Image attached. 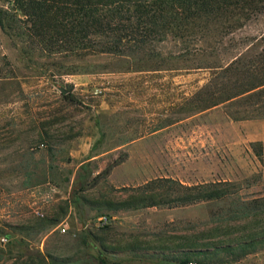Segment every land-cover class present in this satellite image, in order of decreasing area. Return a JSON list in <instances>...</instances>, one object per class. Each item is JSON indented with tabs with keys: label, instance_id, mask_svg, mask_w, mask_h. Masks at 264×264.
<instances>
[{
	"label": "rangeland",
	"instance_id": "obj_1",
	"mask_svg": "<svg viewBox=\"0 0 264 264\" xmlns=\"http://www.w3.org/2000/svg\"><path fill=\"white\" fill-rule=\"evenodd\" d=\"M2 10L0 211L16 195L27 220L0 217V264H38L45 255L94 256V264H264L263 147L236 133L264 126V94L223 103L264 80V12L189 28L178 33L184 40L166 32L131 57L81 58L74 46L69 54L48 34L38 37L14 0H0ZM211 184L227 196L177 201ZM251 240L259 242L218 249ZM148 252L157 258L141 256Z\"/></svg>",
	"mask_w": 264,
	"mask_h": 264
},
{
	"label": "trees",
	"instance_id": "obj_2",
	"mask_svg": "<svg viewBox=\"0 0 264 264\" xmlns=\"http://www.w3.org/2000/svg\"><path fill=\"white\" fill-rule=\"evenodd\" d=\"M14 3L19 5L32 23V29L38 33V37L43 38L46 37L44 34H48L46 39L49 42L70 47L67 51L69 54L75 52L72 48L74 46L77 49V56L81 58L90 55L131 57L133 53L143 50L147 45L163 41L166 32L175 31V35L184 40L186 36L178 33L189 28L206 30L209 24L219 22L225 17L233 18L239 15L250 17L264 12V0H14ZM0 13V25H4V21L8 19V12L2 10ZM4 78L0 70V80ZM259 81L233 96H228L223 103L245 95L264 94V80ZM63 96L71 103L81 104L70 92L63 93ZM257 156L263 161V148ZM125 160L126 156L110 164L94 179V184L100 177H108ZM172 183L186 191L197 190L196 187ZM225 196L227 190L221 188L219 184H211L205 187L203 192L179 197L177 201L183 203L211 201ZM142 203L155 204L152 197L142 198ZM55 224V222L41 224L39 229ZM257 242L259 241L251 240L218 249L245 250L254 247ZM36 257L39 260L38 264H94L96 259L94 256L88 259H64L53 255Z\"/></svg>",
	"mask_w": 264,
	"mask_h": 264
},
{
	"label": "crops",
	"instance_id": "obj_3",
	"mask_svg": "<svg viewBox=\"0 0 264 264\" xmlns=\"http://www.w3.org/2000/svg\"><path fill=\"white\" fill-rule=\"evenodd\" d=\"M236 133L239 134L240 136H247L246 140L248 143H255V142H261L262 147H263V162H264V126H257V127H246L245 129H236ZM243 140V137L241 138ZM240 143V142H239ZM18 198L19 196L14 195L13 198L11 199V206L7 207L3 210L0 211L1 218L7 219L8 222L18 220H27V215L24 214L23 212H20V210L16 209L15 206L18 203ZM16 225V224H14ZM156 252H148L146 254H141V256L145 257H150V256H156ZM122 256H126L127 252H123V254H120Z\"/></svg>",
	"mask_w": 264,
	"mask_h": 264
},
{
	"label": "built area",
	"instance_id": "obj_4",
	"mask_svg": "<svg viewBox=\"0 0 264 264\" xmlns=\"http://www.w3.org/2000/svg\"><path fill=\"white\" fill-rule=\"evenodd\" d=\"M36 214L39 216V217H44V214L42 213V212H40L39 210L36 212ZM103 220L102 221H104L103 223H106L107 222V218H102ZM68 230H69V228H68V226H64L63 228H62V232L63 233H66V232H68ZM3 241H6L5 239H3ZM189 264H194V263H189Z\"/></svg>",
	"mask_w": 264,
	"mask_h": 264
},
{
	"label": "water",
	"instance_id": "obj_5",
	"mask_svg": "<svg viewBox=\"0 0 264 264\" xmlns=\"http://www.w3.org/2000/svg\"><path fill=\"white\" fill-rule=\"evenodd\" d=\"M61 91H62V93H65V94H67L69 92L68 90H66L64 88H62Z\"/></svg>",
	"mask_w": 264,
	"mask_h": 264
}]
</instances>
